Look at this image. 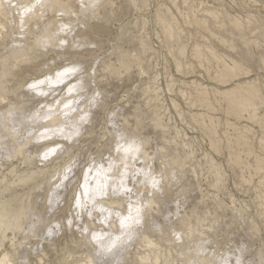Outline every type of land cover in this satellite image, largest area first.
I'll return each mask as SVG.
<instances>
[{
	"label": "bare ground",
	"instance_id": "obj_1",
	"mask_svg": "<svg viewBox=\"0 0 264 264\" xmlns=\"http://www.w3.org/2000/svg\"><path fill=\"white\" fill-rule=\"evenodd\" d=\"M137 1L141 6L145 4L144 0H128V3L133 4L137 3ZM168 1L170 5H167V3H160L156 9L155 23L159 27V32L157 31L155 33L159 38L163 36V38L160 39V42L162 44L164 41V46H166L169 51V55H171V59H173L172 63L174 64L175 72H178V75H182L184 77L194 76L196 74V69L192 63L194 61L205 72L208 82H210H201L196 78L178 80L180 81V83L178 82L180 86L174 90V79L171 77L170 73H168V70L165 72L162 68V75H167L168 77L165 84L166 90L170 93L174 92L175 96H178L181 100H183L184 106L188 109H186L188 116H185V111L177 102V99L169 98V101L171 100V107L175 110L180 122H183L188 126H190L189 124L191 123H195V125L198 124V126L200 125L199 127L204 132L202 133L206 136V138L208 137V145L213 153L217 155H225L226 168L228 166L231 172L235 173L240 178V183L237 185L240 186L241 184L243 187L244 185L248 186L244 187V193L249 191L251 194L250 191H253V199L250 197V199L253 200H250V203L253 202L255 204V208H252H254V210L256 209V212L253 211V213H256V215L261 218V221L264 222V0ZM92 4L96 5L94 9L91 7ZM16 5H36L33 13L25 17L23 31H21L20 27L21 8L16 7ZM101 6H103L102 9L104 11L100 14V16H97V12ZM117 11L113 7L111 0H39L38 3L37 0H0V168L4 166H2V164H5L4 161L7 157H10L11 155L20 156L18 159L21 163L25 164L24 168L22 170H16L14 168L15 166L11 165L8 168V173H11V175L13 173L14 183L21 182L20 184L28 185L26 190L20 193L12 192L8 195V197L0 200V216L3 221L2 226L0 227V237L4 235L5 231H10L12 236L17 237L19 235L18 237H20L21 235L19 232L23 231L24 235L22 238H33L35 235L38 236L39 234H44L43 229L49 221L52 224L57 222L61 223V218L63 219L62 224H64L69 231L68 234H71L70 231L73 229H75L73 230L74 233L76 231L81 234L79 229L84 226H87L90 230H95L97 232L101 230L110 232L113 237L120 234L119 224L115 215H113L111 225L107 226L99 223L101 217L95 211L93 212L95 220L88 217L86 213H82L80 219L75 220V224L73 222L72 226L68 227L66 219L68 217H75L77 210L72 208L71 204L68 203L71 200L72 191L66 189L56 191L55 195L59 199L60 203L57 205L54 202L52 206L53 210H47V196L49 191L52 190L53 185L57 182L55 179V173L59 170L60 162L54 164H42L39 159V154L43 151V145L38 141L39 133L43 131L45 127L51 128L75 123L79 119V115L82 110L89 111L91 115L89 117V122L82 128L81 136H87V134H90V136H87L88 138L86 141L84 140V142L79 144L76 143L73 146L71 155L72 157H80L79 155L81 153L83 156L81 158H84L85 153L83 154V151H81V146H83V144H85V146H89V143L93 146L92 140L98 136L97 134H95L96 136L93 134L94 129L96 128H94L93 125L96 119L100 116L97 111H99V109L102 110L106 104L105 96L107 92L105 91L108 90L105 89L103 91V89L98 86L97 82L101 81V79L105 76L103 77L102 75L101 78H97L96 76L95 78L97 79L92 81L90 73H92L91 71L93 68L90 66V73L88 70L86 73L73 78L71 81L72 83H76L77 80L83 81L82 89L78 92V94L74 93L72 95L68 94L66 84L53 86L51 91H49L46 87L45 91H48L49 93L47 96H37L30 92L26 87V84L31 83L34 79H42L46 75H54L56 71H59L66 65L79 63L84 66L83 63L87 61L81 60L83 54L80 50H82V48H90L88 45L97 44L96 42L100 34L99 32H104L109 21L117 16ZM96 18L99 21L97 20L94 24L91 23L92 19L94 20ZM135 20L134 22L136 23ZM135 23H133V27H136L137 23L136 25ZM62 24L71 25V31L67 33L60 32L59 29ZM140 24L142 27L138 29V32L143 30V23ZM121 28H123V26ZM123 29L120 30L123 32L125 31V33L129 32L130 34V30ZM122 31L121 33H123ZM145 36L147 35L145 34ZM58 38H66L69 41V45L66 48L57 47ZM42 39L49 40V47L47 50L39 46V41ZM135 39L138 42H136L138 45L136 44L137 47L133 48V53H131L132 50H129L131 52H128V49L127 52H118L114 62L102 63L103 66H101V70L118 78L123 74L130 73V70L135 67L139 69L137 72L138 74H148V70L153 69L154 67L151 62L152 57H154V49L152 50L144 35H139L138 39ZM74 43H79L83 46L76 48L72 46ZM189 43L191 47L190 56L193 60L192 62L188 60L189 58L187 59L186 54V49ZM116 50L117 49L113 51L116 52ZM119 50L121 49L119 48L118 51ZM56 58L61 59L62 61L55 64L56 61L54 62L53 60ZM145 61L148 63L146 67L145 65L143 66ZM52 62H54V64ZM150 64H152V67H149ZM21 71H23V73L19 75ZM154 73L156 74L149 77L150 80L146 81L147 83L145 82L146 84L142 85L140 88L141 90H139L141 94L140 97H138V100L141 99V101H143L146 105L151 101H154V103L148 106L150 109H142V107L138 106L141 102H137L138 104L135 102V109L131 108L134 112H131L135 113V111H138L139 109L141 111L139 110L138 112L140 113L136 116L133 114V120H135L133 122H129L130 124L133 123V125L131 124L132 128L130 126L128 127L129 123L122 124V121H124L127 117L125 114L124 115L126 117L119 114L124 120L120 118V122L122 123H119L121 125L118 127L128 129L133 136L138 137V135H140L139 131H142V127L140 125L144 123L143 120L145 118H148L150 123V125H148L152 127L154 134L159 136L157 137L158 143L153 140V147H155L154 144L156 143V151L157 148L159 149L158 153L164 152V150L168 149V154L164 155L163 153V156L161 155L162 157H159V155L157 156V154L155 155V153L150 154L151 152L153 153V151L149 153L146 146L150 144L149 142L151 137H141L144 140L143 151L134 164L135 168L148 170L152 168V166H149L152 163H148L151 160V155L154 156L153 158H156L155 156H157L158 159L161 158L163 164L160 162L162 164V172L160 175H163L164 179L166 193L165 203L163 206H159L157 204V207L149 210L146 215L151 217L158 224L166 226L156 231L139 228L135 229L132 233V238L123 239V241L111 253L105 256V259H107L110 264H120L121 262L123 264H194V262H196V264H213V252L215 251L217 254H224L235 260V257L240 255L239 252H229V248H224L226 242H224L223 247H221L223 249H220L217 246V239H220L219 237L222 235L225 236V238L222 236V239H226V237H228L225 235L226 233L223 234L222 231L219 232V234H222L216 237L217 239L211 238V235L215 232L213 230L214 225L219 228V216L216 214V211L221 209V214H223L222 211L229 208L228 204H225L224 200L221 199V196L219 197V195L222 193L223 198L225 195L228 196V201H230L231 205H233L235 200L233 197L234 194H231L232 192H225L226 187L224 184L227 179L225 177L226 181H224L223 177L226 173H224L221 169V165L211 158L209 154V158L207 157V153L209 152L204 153L203 161H205H202V164L205 168L203 169L206 175L210 178V180H207L206 178L208 177L205 176L206 178L204 181L207 180L208 183L205 182L208 184L207 186L215 191L213 193L209 192L208 194H212V203L215 202L212 205L213 208H210H215L214 210L216 212H213L211 216L206 215L208 213H203L200 209H197L196 205L201 199L199 194L202 193L198 186L194 184V182H197L195 179H198H194L196 176L195 169L198 168V166L199 169L200 167L202 169L203 165L201 163L198 164V161L197 163L196 161L195 163L191 162L194 161L195 154H197L199 149L197 148L198 151L195 150V147H193L195 144L188 142L189 138H187L188 136L185 134L184 136L188 140L179 138L182 137V134L180 135V131L177 130L175 126H173V132L169 131V125L163 120L167 108L163 106L164 101L162 100L163 98H161V89L159 86L154 85L158 82L156 81L158 72L156 71ZM200 75L201 74H199V76ZM94 91H100L102 93V96L99 98L101 103L99 106L90 107L88 101ZM103 92L105 93L103 94ZM10 95L13 98L9 97ZM58 100L62 102L60 105L56 104V101ZM68 101H73L72 108L76 109V111L69 112L66 117L62 104ZM41 105H44L45 107L42 108ZM48 105L53 106L54 111L52 113H48ZM37 113H39L38 116L36 115ZM135 114H137V112ZM127 115L132 116L129 113ZM46 116H50V119H46ZM111 121H113V119H111ZM115 122L114 124H116ZM109 124H106V126H109ZM106 126L105 129L107 130ZM140 127L141 130L139 129ZM107 131L109 132L112 130L108 129ZM22 132H24L25 136H23L24 134L22 135ZM109 133H107L108 136H110V142L108 143L110 146H108V151L107 148L103 150V147H106L103 142L105 146L101 147L102 150H100V147L97 146L99 147V152L95 154L97 157L94 159L98 165L103 164L105 168H107L109 160H114L118 167L113 169L111 177L113 181L118 182L120 178L121 168L119 165L122 154H118L115 151L113 132L110 133L111 135ZM91 134H93V139L89 140V138H92ZM142 134L143 132L141 133V136ZM154 134L152 135L153 137H155ZM20 135L24 138L21 137L22 139H20ZM106 135L105 137L107 138ZM56 140L60 143H64L60 137H56ZM87 141L91 142L88 143ZM96 141L97 140H95V142ZM101 145L103 144L101 143ZM109 147L111 151L109 150ZM85 148L87 149V147ZM150 148L152 149V146ZM96 152L97 151H95V153ZM84 160L85 158L83 161L81 160L82 163L85 162ZM155 161H157V158ZM188 163L189 166L187 165ZM128 164L129 171H131L133 168V162L129 160ZM153 172L155 173L154 169ZM189 173L194 176V182L188 184L191 185L193 183L194 185L192 184V188L189 189L192 190L194 187V191H198L199 189L198 197L200 199L190 196V198L194 197L197 203H195V205L192 202L188 210V214L183 215L182 211L180 213L179 211L176 213L177 202L180 200L176 202L175 197L178 196L177 192H182V190L188 185H185V188L182 186L183 189L181 191H177V188H175V196L172 194V187L175 185V182L180 181V179V183L184 180L182 178L187 179L189 176L186 177V174ZM80 175L81 173L78 168L76 171V180L80 178ZM160 175L157 176L159 177ZM172 175L175 176V181H173L174 183L171 182ZM254 177H257V182L253 184ZM4 179H6V177L4 175H0V181L4 182ZM76 180H74L71 185L72 190H75L76 188ZM185 182H188V180H185ZM129 183L130 186L133 187L134 193H136L137 190H145L143 185L140 184L139 178L134 183L131 181ZM180 183L179 188L181 189L182 183ZM184 183L182 185H184ZM9 185L10 184L5 181L3 188L0 190V194L8 189ZM234 185L237 187L236 184H233V186ZM176 186L178 187V184L175 185V187ZM187 189L186 193L187 191L189 193V190ZM175 191L173 190V193H175ZM183 193H185V191L182 192V195H185ZM206 193L207 192H205V194ZM201 196H203L202 199L207 198L208 200L209 198L207 194V197H204L205 195ZM186 197V200H189L187 194ZM127 199V197H109L99 201V203L103 204L106 208L113 209L114 212H126L125 204ZM132 199L135 200L136 196L133 195ZM207 200H205V202ZM237 200L235 203H237ZM225 201H227V198ZM185 202L184 203L187 204V201ZM206 203H204V205L199 204L200 208L201 206L204 207ZM234 205L233 208L236 206ZM251 206H253V204ZM57 207L59 208V211H55ZM182 207L184 206H181V209ZM245 207L247 206L245 205ZM245 207L243 206L240 209L236 207V214L229 216L230 218H235V221H233V219L232 221L233 223L236 222V226L243 225L241 230L242 228L247 230L249 226L252 233L248 229L251 234H247L254 236V234L258 231V227L255 221L252 220L253 216L251 218V216L245 212L247 209ZM206 208L208 207L205 206V211ZM233 208H231L232 211L235 210ZM64 210H68V214L63 217L59 216V213ZM201 210L203 209L201 208ZM175 213L176 215L173 217V214ZM181 213L182 215H179ZM229 214H231V212ZM177 215L179 217H177ZM249 216L250 219H246L247 217L249 218ZM165 217H168V219L165 220ZM225 217L226 219H229L226 213ZM91 220L93 221L91 222ZM94 221H97V223ZM225 221L222 222L223 225ZM245 221L246 223L248 222L247 228L244 226V224L246 225ZM263 222H261V224ZM34 223L38 224L40 229L35 234L32 231ZM235 225L230 224V226ZM227 226H229V224ZM216 227L215 230L218 229H216ZM173 229L181 233L182 239L180 241H176L174 239L172 235ZM207 229L210 230V232L211 230L214 232L212 231L213 233H209L210 235H208L207 233L209 231ZM220 229L222 230V228ZM227 230L224 231L228 232ZM217 234L218 233H216V236ZM256 235H258V232ZM35 238L33 239L35 240ZM224 239L222 241H224ZM263 239L264 238L261 237V240L259 241L264 242L262 241ZM43 240H41V242ZM47 240L50 241L49 238H47ZM70 240L72 241L71 238ZM162 241L165 243L167 242V244H162ZM247 241L249 240L247 239ZM32 242L31 246L34 244V242ZM41 242L39 243L41 244ZM261 242H259V244L263 249L264 244L262 246ZM78 243V245L81 244L80 246H83L86 243L87 245H85V248L88 253L83 259H77L74 256L76 259L73 261V264H95L94 253L99 250L98 246L94 244L87 235L82 234ZM208 243H211V247L212 243L215 244V246L212 247L213 249L209 247V250H206L208 246L205 247V245ZM74 244L75 243H71V245ZM50 245L54 244L51 243ZM246 245L238 243L234 248H244ZM137 246L142 248L140 249L141 251L138 250L139 252H137ZM28 247L31 248L30 244ZM28 247L22 249V254L29 251ZM140 247H138V249ZM130 248L136 251H134V255L131 254L132 256L130 257V260L127 261L129 259L127 256H130L128 255L129 251L132 250ZM257 249L259 252L255 249L253 250L260 255V248ZM33 253H35V250ZM40 254L41 255H39L38 260H41L40 256L43 255V253ZM44 254L45 257L46 253ZM263 255L264 254L262 253L261 256ZM3 256L8 260V256L6 254ZM251 256L254 255L251 254ZM263 258L262 261L264 262ZM3 260L4 259L1 258V261ZM8 261L6 264L9 263ZM254 261L250 260L249 264H253ZM244 264H246V262Z\"/></svg>",
	"mask_w": 264,
	"mask_h": 264
},
{
	"label": "rangeland",
	"instance_id": "obj_2",
	"mask_svg": "<svg viewBox=\"0 0 264 264\" xmlns=\"http://www.w3.org/2000/svg\"><path fill=\"white\" fill-rule=\"evenodd\" d=\"M145 2V4L143 5V6H141L140 5V3H138V1H137V3H133V4H131V3H128V0H111V2H112V5H113V7L115 8V10L117 11L116 13H117V16L114 18V19H112L111 21H109V23L107 24V26H106V28H105V30H104V32H99L100 34H99V36H98V39H97V44H95V47L93 48V47H90V48H82V50H80L81 52H82V54H83V56H82V58H81V60H83V61H87V62H84V63H86V64H84L83 63V65L84 66H86L87 67V71L90 73V68L92 67V68H95V71H96V76H97V78L99 77V78H101L102 77V75H103V79H101V81H98L97 83H98V86L99 87H101V89H103V91L106 89V90H108V91H105V92H107L106 93V96H105V100H106V104H105V106L103 107V109L101 110V109H99V111H97L98 113H99V115L100 116H102V117H98V119H96V121H95V123H94V125H93V127L95 128H93L94 129V132H93V134H94V136H96L95 134H97L98 136H100V137H98V136H96V138L94 139V140H92L93 139V137H92V135L93 134H91V137L92 138H89V140L91 139L92 140V144H93V146H91L90 144L91 143H89V142H91V141H87V142H85V143H87L89 146H85V144H83V146H81V148H82V150L81 151H83V154H84V158H85V160L84 161H88L87 159L89 158V157H92V158H95V157H97V155H95V154H97L98 152H99V147H100V150H102L101 149V147L102 146H105L106 145V147H103V150L104 149H106L107 148V151H108V146H110L108 143L110 142L109 140V137L110 136H108V134L107 133H112V131H107L108 129L110 130H112V127H111V125L112 124H114V122L116 123V124H118L117 126H120L121 124H119V123H122V124H128L129 122H133L134 120H133V114L136 116V115H138L140 112H138V111H135V113L137 112V114H135V113H132L131 111H133L131 108H134V107H136V103L137 102H141L140 103V105L138 104V106L139 107H142V109H150V107H148L149 105H151V104H153L154 103V101H151L149 104H145V103H143V101H141V99L140 100H138V97H140V91L139 90H141L140 88L142 87V85H144V84H146L147 82L146 81H149L150 80V78L149 77H151V76H153V74H156V73H154V72H158L157 74H158V76L156 77V81H158L157 83H155L154 85L155 86H159L160 87V92L162 93L161 94V98H163L162 100L164 101L163 102V106L164 107H166L167 108V111H166V113H165V115H164V117H163V120H164V122H166L168 125H169V127H170V129H169V131L171 132H173L174 131V127L173 126H175V128H177V130H179L180 131V135L182 136V137H179V138H184V139H186V137L184 136V134L186 135V136H188L187 138H189V140L188 139H186V140H188V142H191V143H194L193 145V147H195V150H197V148L199 149V151L197 152V154H195V158H194V161H191L192 163H195V161H196V163H197V161H198V164H202V161H203V159H204V153H207V152H209V153H207V157L209 158V155H210V157L211 158H213L218 164H220L221 165V169L224 171V173H226V174H224V181H226V179H227V181H226V183L224 184V186L226 187V191L225 192H227V191H229V193H231L232 195H233V197L235 198V200H234V203H233V205L235 206L234 208H233V205H231V203H230V201H228V196H226V198H227V201H225L226 200V198H225V196H224V198H223V196H222V193H221V195H219V197L221 196V199H223L224 200V203L225 204H228V206H229V208L228 209H226L225 211H222L223 212V214H221V209L219 210V211H216L215 212V208L214 209H212L213 208V204L215 203H212L213 201H212V194H208L209 192H211V193H213V192H215L212 188H210L209 186H207L208 184H206L205 182H207V180L209 179L210 180V178L208 177V175H206V173H205V171H204V169L203 168H205L204 167V165H203V167H202V169H201V167H200V169H199V166H198V164H197V166H198V168H196L195 169V177L194 176H192V174H186V177H191V178H187V179H185V178H182V179H184V180H182L183 182H181L182 184L185 182V180L187 181L188 180V182H185V183H187V184H185L184 183V185H182L181 183H180V181H181V179H180V181H177V182H175V185H177L178 184V187L176 186L175 187V185H173V187H172V194L175 196L176 195V191H175V188H177L176 190L177 191H181L182 189H183V187L185 186V185H188L189 183H191V182H194V180H193V177H194V179L195 178H198V179H195V181H197V182H199V183H195L194 182V184H196L197 186H198V188L201 190V193L202 194H199V189H198V191L197 190H195L194 191V189H195V187L191 190V189H189V188H192L191 186H192V184L191 185H188L185 189H183L182 190V192L183 191H185V193H183V194H185V195H182V192H180V193H178L177 192V194H178V196H176L175 198H176V202L177 201H179V203L181 204V206H184V207H182V209H181V206H180V204H179V206H180V210H178L179 211V213L182 211V213H183V215H186V214H188V210H189V208H190V205L192 204V202L195 204V203H197L196 202V200H195V198H199L198 197V194H199V196H200V201H198V204L196 205L197 206V209L199 210L200 209V211H202L203 213H208V214H206V215H210L211 216V214H213V212L214 213H216L218 216H219V228L218 227H216L215 225H214V231L213 230H211V232H210V230H208L209 232L207 233L208 235H210V234H212L213 232L215 233H213V235H211V238H216V237H218L219 235H221L222 233L224 234V233H226L225 235H227L228 237H226V239H224L225 238V236H223L224 238V241H222L223 239H222V236H220L219 238L220 239H217V246H218V248H220V249H223V248H221V247H223V245H224V242H226L225 243V246H224V248H232L233 250H236V248H234L238 243H242L243 245H246V244H250L249 246L248 245H246V246H244V249H245V251H244V255L242 256V258H243V260H244V263L246 262V264H249V261L250 260H256V261H254V263L253 264H261V262H263L262 261V258L264 257V255L263 256H261L262 255V253L264 254V248L262 249V247L260 246V244H259V242H261V241H259V240H261V237H263L264 238V226H263V224H264V222L263 221H261V218L260 217H258L257 215H256V213H253V211L254 212H256L255 210H254V208H255V204L252 202V203H250L251 201H253L252 199V197L254 196V195H252V193H253V191L251 190L250 192H251V194L249 193V191L248 192H243V190H244V187H246L245 185H244V187H243V185H241L240 184V186L239 185H237V184H239L240 182V178L235 174V173H233V172H231V170L228 168V166H227V168H226V161H225V155L224 154H220V155H217V154H215V153H213L211 150H210V148H209V145H208V137L206 138V136L203 134L204 132H203V130L198 126V124L197 125H195V123H191V124H189L190 126H188V125H186L185 123H183V122H180L179 120V118H178V116H177V114H176V112H175V110L171 107V100L169 101V98H174V99H177V102L180 104V106L183 108V110L185 111V116L187 117L188 116V114L186 113L187 111H186V109H187V107L186 106H184V102H183V100H181L178 96H175L174 94V92L173 93H170L168 90H166V87H165V84H166V80L168 79V77H167V75H165V76H163L162 75V70L164 69L165 70V72H166V70H168V73H170V75H171V77L174 79V81H175V86L173 87V88H175L174 90H176L177 89V87L179 88V86H180V81H178V80H189V79H191V78H196V79H198V80H200L201 82H205V83H210V82H208V79H207V76H206V74H205V72L192 60V58H191V47H190V43L188 44V46H187V49H186V54H187V59L188 60H190L192 63H193V65H194V67H195V75L194 76H182V75H178L179 73L177 72H175V69H174V64L172 63V60L173 59H171V55H169V51L167 50V48H166V46H164V41L162 42V44H161V38H163V36H161L160 38L159 37H157V35H156V33L155 32H159V30H158V26H157V24L155 23L156 21H155V12H156V9H157V7L160 5V3L162 4V3H167V5H170V3H169V1L168 0H144ZM102 7L103 6H101L100 7V9L98 10V14H97V16H100V14L104 11L103 9H102ZM50 16H51V14H50ZM137 18V19H136ZM136 19V20H135ZM95 20V21H94ZM92 19V21H91V23H95V22H97V18L96 19ZM134 20L136 21V23H137V25H136V23L134 22ZM99 21V20H98ZM133 23H135V25H136V27H133L134 26V24ZM140 23H143V30L141 31V32H138V29L140 28V27H142V25L140 24ZM139 25H141V26H139ZM123 26V28H121ZM120 29H123V30H130L131 32H130V34H129V32H126L125 33V31L123 32L122 30H120ZM121 31L123 32V33H121ZM122 34V35H121ZM124 34H127V35H124ZM145 34L147 35V36H145ZM139 35H141V36H143L144 35V37H146V39H147V42L150 44V46H151V48H152V50L154 49V57H152V60H151V62H152V64H153V69H149L148 70V74H138L137 72H138V70L139 69H137L136 67L135 68H132L131 70H130V73H128V74H123L122 76H120L119 78L118 77H115L114 75H110V74H107L106 72H103L102 70H101V66H103L102 65V63H107V62H114L116 59H115V57H117L116 55L118 54V52L120 53V51L122 52V51H125V52H127V49H128V52H131V51H129V50H132V52L131 53H133V48H135V47H137L136 46V44L138 43L137 41H136V39L135 38H137L138 39V36ZM156 35V36H155ZM121 36V37H120ZM135 36V37H134ZM135 39V40H134ZM137 42V43H136ZM138 45V44H137ZM162 45V46H161ZM121 49V50H119L118 51V49ZM115 49H117L116 50V52H114L113 50H115ZM123 49V50H122ZM90 52H92V53H90ZM88 53V54H87ZM153 56V55H152ZM190 56V57H189ZM144 57V56H143ZM145 58V57H144ZM143 58V59H144ZM156 60H155V59ZM91 59V60H90ZM54 62H55V64H58V62L60 63L62 60L61 59H55V60H53ZM89 61V62H88ZM150 61V60H149ZM54 62H52L53 64H54ZM150 62V63H151ZM89 63V64H88ZM93 63V64H92ZM144 63H146V61L144 62ZM143 63V66L145 65V67H146V65L148 64V63H146V64H144ZM152 64H150L149 65V67H152ZM156 64V65H155ZM164 65V66H163ZM91 66V67H90ZM163 66V67H162ZM163 68V69H162ZM150 71V72H149ZM92 72V71H91ZM164 72V73H165ZM23 73V71H21V73L19 74V75H21ZM91 74V73H90ZM199 74H201L200 76H199ZM169 75V74H168ZM95 76V77H96ZM174 76V77H173ZM97 78H95V79H97ZM20 79V78H19ZM91 79H92V77H91ZM90 79V80H91ZM92 81H93V79H92ZM146 82V83H145ZM179 82V83H178ZM105 92H103V94L105 93ZM109 93V94H108ZM9 97H11V98H13L11 95L9 96ZM176 97H178V98H176ZM180 99V100H179ZM13 100V99H12ZM136 102V103H135ZM134 104V105H133ZM185 108V109H184ZM131 109V110H130ZM135 109V108H134ZM188 110V109H187ZM141 111V110H140ZM129 114H131L132 116H130V115H127L128 113ZM131 112V113H130ZM134 112V111H133ZM97 113V114H98ZM108 113H109V115H108ZM114 115H113V114ZM119 114H121L122 116H125L126 118H125V120H128V121H125L124 119H123V117L121 118L120 116L121 115H119ZM125 114V115H124ZM119 115V116H118ZM107 116H110V117H112V118H110V117H107ZM114 117V118H113ZM116 117H119V118H116ZM131 117V118H130ZM122 120H124V121H122V122H120L121 121V119ZM128 118V119H127ZM145 118V117H144ZM111 119H113V121H111ZM115 119V120H114ZM104 120H105V123H104ZM109 121V122H107V121ZM119 122H118V121ZM111 121V122H110ZM148 121V122H147ZM143 122L144 123H142V125H140L141 127H142V131H139L140 133V135H138V137H151L150 138V144H148V146H146V149L148 150V152L150 153L151 151H153V153L151 152L150 154H154L155 153V155L157 154V156L159 155V157H162L163 155V153H164V155H167L168 153V149H166V150H164V152H159L158 153V151H159V149L157 148V151H156V143H158V138L157 137H159L157 134H154V131H153V129H152V127L151 126H149L150 125V123H149V119L147 118H145L144 120H143ZM110 123V124H109ZM112 123V124H111ZM96 124V125H95ZM106 124H109V126L107 125L106 126ZM132 125H133V123H131ZM130 123H129V125H128V127L130 126H132ZM149 124V125H148ZM106 126V128H107V130L105 129V126ZM143 126H144V128H143ZM141 127L139 128L140 130H141ZM132 128V127H131ZM150 128V129H149ZM199 128V129H198ZM138 129V130H139ZM152 129V130H151ZM202 130V131H201ZM105 131V132H104ZM152 133H151V132ZM143 132V134H142V136H141V133ZM147 132V133H146ZM203 132V133H202ZM102 133V134H101ZM109 133V134H110ZM150 133H151V135H150ZM24 134V132H22V135ZM107 134V135H106ZM149 134V135H148ZM155 135V137H153L152 135ZM22 135H20L19 136V138L20 139H22L21 137H23V136H25V134L22 136ZM105 135L107 136V138H108V141H107V138L105 137ZM111 135V134H110ZM157 135V136H156ZM87 136H90V134L88 135L87 134ZM87 136H85V135H83V136H81L80 138H79V140H78V144L79 143H82V142H84V140L86 141V139L88 138ZM102 136H103V138H102ZM24 138V137H23ZM101 138V139H100ZM155 138H157V139H155ZM191 138V139H190ZM1 139V138H0ZM95 140H97L96 142H95ZM153 140H154V142H156L155 144H154V146L155 147H153ZM179 140V139H178ZM186 140H184V141H186ZM103 144V145H101V143ZM105 143V145H104V143ZM86 144V145H87ZM97 146H99V147H97ZM152 146V149L150 148ZM197 146V147H196ZM85 147H87V149L85 148ZM150 149H149V148ZM96 148H98V149H96ZM154 148V149H153ZM83 149H85V150H83ZM97 151L96 153H95V151ZM187 149V148H186ZM185 149V150H186ZM109 150H110V147H109ZM188 150V149H187ZM111 151V150H110ZM93 152V153H92ZM165 152H166V154H165ZM195 153H196V151H195ZM209 154V155H208ZM162 155V156H161ZM80 158L81 157H83L82 156V154L80 153ZM85 156H87V157H85ZM89 156V157H88ZM157 156H155L156 158H157V161H155V159L156 158H153L154 156H150V161L148 162L149 164H150V162L152 163L151 165H149L150 167L152 166V168L154 169V171H155V173L153 172V169L151 168V170H152V172L154 173V174H156V175H160L161 174V172H162V168H161V166H162V164H163V162H162V160H161V158H159L158 159V157ZM18 157L20 158V156H14V155H11L10 157H7L6 159H5V164L3 163L2 164V168H0V175H4L5 177H6V179H4V182L3 181H0V190L3 188V186H4V183H5V181H6V183H8V184H10L9 185V187H8V189H6L5 191H3L1 194H0V200L1 199H4L5 197H8V195L10 194V193H12V192H22V191H24V190H26L27 189V187H28V185H24V184H20V183H14L13 182V173H12V175H11V173L9 174L8 173V168L12 165V166H15L14 168L16 169V170H22L23 168H24V166H25V164L24 163H21L20 162V160L18 159ZM84 158H81V160L83 161V159ZM154 159V161H153V159ZM197 159V160H196ZM158 160H159V163H158ZM82 161H81V163H82ZM199 161H201V162H199ZM205 161V160H204ZM203 161V162H204ZM162 164H161V163ZM190 162V163H191ZM160 164V165H159ZM160 166V168H159V166ZM188 166H189V163L187 164ZM188 166H187V169H188ZM186 168V167H185ZM156 169V170H155ZM159 169V170H158ZM186 169V170H187ZM197 169H198V171H197ZM202 170H203V172H202ZM199 171H201V172H199ZM201 173V174H200ZM232 173V174H231ZM173 174V173H172ZM191 175V176H190ZM200 175H201V178H200ZM226 175V176H225ZM237 177H236V176ZM175 176H176V174H175ZM175 176L174 175H172V177H171V182H173V181H175L174 180V178H175ZM203 176V177H202ZM208 177V178H206V177ZM185 177V176H184ZM225 177H226V179H225ZM172 178H173V180H172ZM200 178V179H199ZM205 178L207 179L206 181H204L205 180ZM239 178V179H238ZM189 179H190V182H189ZM191 180H193V181H191ZM236 180V181H235ZM257 180V177H254V179H253V184L255 183V182H257L256 181ZM238 181V182H237ZM174 183V182H173ZM177 183V184H176ZM179 183L181 184V189L179 188L180 187V185H179ZM208 183V182H207ZM193 184V185H194ZM233 184H236L237 185V187H239V188H237L235 185L233 186ZM252 184V185H253ZM251 185V186H252ZM183 186V187H182ZM190 186V187H189ZM196 186V187H197ZM242 186V187H241ZM250 186V185H249ZM248 187V186H247ZM174 188V189H173ZM188 188V189H187ZM210 188V189H209ZM237 188V189H236ZM243 188V189H242ZM186 189L187 190H189V193H188V191H187V193H186ZM197 189V188H196ZM203 189V190H202ZM208 189V190H207ZM240 189H241V191L244 193H242L241 191H240ZM173 190L175 191V193H173ZM192 192H191V191ZM239 190V191H238ZM194 191V192H193ZM205 192H207L206 194L208 195V200H207V198H203L202 199V197L203 196H201V195H205L204 197H207L206 196V194H205ZM191 193H195L196 194V196H195V194L193 195V194H191ZM204 193V194H203ZM183 196V198H182V196ZM186 194H187V196L189 197V200L187 199L186 200ZM188 194H190V195H188ZM247 194V195H246ZM254 194V193H253ZM185 196V197H184ZM190 196H194V197H191L190 198ZM249 196V197H248ZM250 197L252 198V199H250ZM192 198H194V199H192ZM210 198H211V200H210ZM178 199V200H177ZM184 199V200H183ZM238 199V200H237ZM242 199V200H241ZM243 199H244V201H243ZM192 200V201H191ZM203 200H204V202H203ZM205 200H207L206 202H205ZM236 200H237V203H235L236 202ZM251 200V201H250ZM182 201H183V203L185 202V201H187V204H183L182 203ZM204 205V203H206V205L205 206H207L208 208H206V211H205V206L203 207V206H201V208L205 211H203V210H201V208H200V206H199V204L200 205H202L201 203ZM239 202V203H238ZM69 204H70V202H68ZM212 203V204H211ZM244 205H243V204ZM210 206H209V205ZM230 204V205H229ZM253 204V206H251ZM240 207H239V206ZM245 205L247 206V207H245ZM195 206V207H196ZM232 206V207H231ZM245 207V208H247L246 210H245V212H247V214H249L250 216H251V218H252V216H253V219L252 220H254L255 221V223H256V225H257V227H258V235H256V233L254 234V236H251L250 234L252 233L251 232V230L249 229V226H248V229L250 230V232H249V230L247 229V230H245V228H242V230H241V227H243V225L242 226H240L238 223V225L240 226V229H239V226H236L235 224H236V222L235 223H233V221H235V218L233 219V218H230V216L229 215H231V216H233V215H235L236 214V207H238L239 209L241 208V207ZM199 207V208H198ZM210 207H212V208H210ZM252 207H254V208H252ZM231 208H233V209H235V210H233L232 211V209ZM237 208V209H238ZM209 209H210V211H209ZM253 209V210H252ZM218 210V209H217ZM229 210H230V212H231V214H229L230 212H229ZM177 211V210H176ZM178 211L176 212V213H178ZM184 212H185V214H184ZM176 213L175 214H173V217H175V215H176ZM182 213L181 214H179V215H182ZM225 213H226V215H228V217H229V219L227 218L226 219V217H225ZM61 214V215H60ZM68 214V210L66 211V210H64V211H61L60 213H59V216H61V217H63L64 215H67ZM245 214V213H244ZM247 214H246V216H247ZM255 214V215H254ZM215 215V214H214ZM213 215V216H214ZM216 215V216H217ZM222 215V216H221ZM218 216H217V218H218ZM250 216H249V218L247 217L246 219H250ZM256 216H257V218H256ZM177 217H179L178 215H177ZM215 217V216H214ZM223 217V218H222ZM234 217H236V216H234ZM1 216H0V220H1ZM213 218V217H212ZM220 218H222V219H220ZM73 219H74V224H75V217H73ZM91 219H94L95 220V217H93V218H91ZM176 219V218H175ZM232 219H233V221H232ZM61 220L63 221V219L61 218ZM221 220V221H220ZM226 220V221H225ZM62 221H60L61 222V224L63 223ZM93 220H91V222H92ZM225 221V223H224V225H223V223L222 222H224ZM229 221V222H228ZM231 221V222H230ZM247 221V220H246ZM246 221H245V223H246ZM94 222H96L97 223V221H94ZM228 222V223H227ZM261 222H263L262 224H261ZM0 223H1V225H0V227L2 226V223H3V221L1 220L0 221ZM235 225V226H230V224L231 225H233V224ZM248 223V222H247ZM247 223H246V225L244 224V226L247 228ZM226 224V225H225ZM229 224V226H227ZM63 225V227L59 230V233H57V235H55L54 237H44L43 235L44 234H42V235H35L33 238H35L36 236L37 237H39V238H37V240H36V238H35V240L33 239V238H22V236L24 235V232L22 231V232H19V234L21 235L20 237H15V236H12V234H11V232L10 231H5V233H4V235L3 236H1L0 237V261H1V258L2 259H4L3 261H5V259L6 258H4V254H6L7 256H8V260L6 259V263H7V261L9 262L8 264H73V261L77 258V259H83V258H85L86 257V255H87V253H88V251L86 250V248H85V245H87L86 243H85V245H83V246H80V245H78L79 243V241H80V239H81V234H79L78 232H76L75 231V233H74V231L73 230H75V229H73V230H71L70 231V233L71 234H68L69 233V231H68V229H67V227H65V225L64 224H62ZM223 225V226H222ZM67 226V225H66ZM221 226V227H220ZM262 226V227H261ZM215 227H216V229L217 230H215ZM227 227H229L228 228V230H227V228L225 229V228ZM220 228H222V230L220 229ZM231 228V229H230ZM66 229H67V231H66ZM212 229V228H211ZM237 229V230H236ZM206 230V231H207ZM227 230L228 232H225V231ZM239 230V231H238ZM243 230H245V231H243ZM213 231V232H212ZM223 231V232H222ZM231 231V232H230ZM248 231V232H247ZM140 232H141V230H140ZM219 232H222L221 234H219ZM22 233V234H21ZM60 233H61V235H60ZM210 233V234H209ZM216 233H218L217 234V236H216ZM230 235H229V234ZM238 233V234H237ZM244 233H245V235H246V239H245V235H244ZM247 233H250L249 235L247 234ZM79 234V235H78ZM243 236H241V235ZM72 235V236H71ZM263 235V236H262ZM61 236V237H60ZM250 236V237H249ZM41 238H43V239H41ZM47 238H49L50 239V241L49 240H47ZM54 238V239H53ZM70 238L72 239V241L70 240ZM78 238H80V239H78ZM229 238V239H228ZM251 240H250V239ZM255 238V239H254ZM53 239V240H52ZM244 239V240H243ZM247 239L250 241H247ZM39 240V241H38ZM41 240H43L42 242H41ZM165 240V239H164ZM163 240V241H164ZM225 240H227V241H229L230 242V244H229V242H227V241H225ZM231 240H232V242H231ZM254 240V241H253ZM34 242V244H32V246H31V242ZM49 242V244H48V242ZM64 241V242H63ZM70 241V242H69ZM161 242L162 244H164L165 242ZM166 241V240H165ZM220 241H221V243H220ZM241 241V242H240ZM247 241V242H246ZM262 241H264V239L262 240ZM28 242V243H27ZM32 242V243H33ZM36 242H38V243H36ZM39 242H41V244L39 243ZM54 244V245H50V244ZM67 243H69V244H67ZM71 243H75L74 245H71ZM246 243V244H245ZM28 244V245H27ZM29 244H30V247L31 248H29L28 246H29ZM37 244H38V247H37ZM84 244V243H83ZM167 244V242L165 243V245ZM209 244V245H208ZM208 244H206L205 245V247L206 246H208L207 248H206V250H209V247H211V243H208ZM234 244H236V245H234ZM261 244H262V246H263V244H264V242H261ZM35 245V246H34ZM69 245V246H68ZM78 245V246H77ZM165 245H163V246H165ZM222 245V246H221ZM258 245V246H257ZM72 246V247H71ZM213 246H215V244H213L212 243V247ZM253 246V247H252ZM257 246V247H256ZM260 246V247H259ZM26 247H28L29 248V251L28 252H26V253H23L22 254V249L23 248H26ZM64 247V248H63ZM75 247V248H74ZM138 247H140V246H137V248H136V250H137V252H139L138 250H140V249H142L141 247L138 249ZM211 247V248H212ZM246 247V248H245ZM250 247H252V248H250ZM27 248V249H28ZM34 248H36V249H34ZM72 248V249H71ZM133 248V247H132ZM132 248H130V249H132ZM257 248H260V255H258V253H256V251L257 252H259L258 251V249ZM31 249V250H30ZM74 249V250H73ZM134 249H135V247H134ZM134 249H132L131 251H129V254L128 255H130L129 257L127 256V258H129L127 261H129L130 260V257L132 256V255H134V251H136V250H134ZM213 249V248H212ZM253 249H255V250H253ZM33 250V251H32ZM34 250H35V253H33L34 252ZM249 250V251H248ZM86 251V252H85ZM133 251V252H132ZM141 251V250H140ZM253 251H254V254H253ZM263 251V252H262ZM32 252V253H31ZM136 252V253H137ZM246 252V253H245ZM40 253H43V259H42V256H40V258H41V260L39 259L38 260V258H39V255H41ZM44 253H46V256L44 257ZM132 254V255H131ZM251 254L252 255H254V256H251ZM56 257H55V256ZM76 258H75V257ZM78 256V257H77ZM82 257V258H81ZM133 258V257H132ZM258 258H259V260H258ZM264 259V258H263ZM122 263V262H121ZM120 263V264H121ZM123 264V263H122ZM127 264V263H126Z\"/></svg>",
	"mask_w": 264,
	"mask_h": 264
},
{
	"label": "snow or ice",
	"instance_id": "obj_3",
	"mask_svg": "<svg viewBox=\"0 0 264 264\" xmlns=\"http://www.w3.org/2000/svg\"><path fill=\"white\" fill-rule=\"evenodd\" d=\"M39 0H37V3ZM36 5L22 6L16 5L21 8L20 12V27L23 31L25 17L33 13ZM83 6V5H82ZM91 7L94 9L95 4ZM62 33L71 31V25L62 24L59 29ZM69 45V41L64 39H57V47L66 48ZM39 46L45 50L49 47V40L42 39L39 41ZM73 47L79 48L83 45L74 43ZM89 47H95L94 44L88 45ZM87 72V67L82 66L79 63H72L62 67L59 71H56L54 75H46L42 79H34L31 83H27V89L37 96H47L49 93L45 91L47 87L49 91L56 85H67V92L69 95L77 93L83 87V81L77 80L76 83H72L73 78ZM96 71L92 69L91 77L95 80ZM102 93L100 91H94L93 95L89 99L88 103L90 107L99 106L101 103L100 97ZM61 101H56L57 105H60ZM73 101L64 102L62 108L64 114L67 117L69 112H74L76 109L72 108ZM41 107H45L41 105ZM48 113H52L54 108L52 105H48ZM37 116L39 113L36 114ZM91 113L89 111H81L79 119L71 125L65 124L63 126L45 127L38 135V141L43 145V151L39 154V159L42 164H54L60 162L59 170L55 173L56 183L53 185L52 190L49 191L47 196L46 208L49 211L53 210V203L57 205L60 203L59 199L55 195L57 190L66 189L72 191V197L70 200L71 207L77 210L75 219H80L82 213H86L88 217H93L95 211L100 217L99 223L102 225L110 226L112 223L113 215L119 224L120 234L113 237L112 233L105 232L103 230L97 232L90 230L87 226L81 227L79 230L82 235H87L90 240L96 244L99 250L94 253L95 264H110L105 259V256L111 253L123 239H131L132 233L135 229H144L149 231L160 230L166 225L158 224L146 213L159 206H163L165 203V187L163 175L159 177L155 175L151 169L145 170L143 168H135L134 164L138 157L142 154L144 147V140L140 137L132 135L130 130L118 127L116 124H112L113 138L115 141V151L118 154H122L119 167L120 178L118 182L112 180L111 172L114 168L118 167L114 160H109L107 168L103 164H97L95 159L89 157L88 161L81 163L80 157H72L71 152L73 146L78 142L82 135V128L89 122ZM46 119H50V116H46ZM56 137L62 138L64 143H60L56 140ZM67 158V159H65ZM133 162V168L129 171L128 161ZM79 168L80 178L76 180V171ZM139 178L140 184L143 185L144 191L137 190L133 192V187L130 186V181L135 182ZM76 180L75 190L71 189L73 181ZM133 195L136 199L133 200ZM109 197H127L125 204L126 212L115 211L104 207L99 201ZM158 210V209H157ZM179 210V202H177V211ZM55 211H59L57 207ZM168 217H165L167 220ZM74 222L72 217L66 219L68 227H71ZM63 225L59 222L52 224L50 221L43 229L45 237H54ZM38 224H33L32 231L35 234L39 231ZM172 235L176 241L182 239L181 233L175 229L172 230ZM107 240V242H106ZM229 252H239L240 255L233 260L230 256L224 254H217L213 252V264H244L242 259L244 248L233 250L228 249ZM0 264H6L5 261H0ZM196 264V262H194ZM264 264V262H262Z\"/></svg>",
	"mask_w": 264,
	"mask_h": 264
}]
</instances>
